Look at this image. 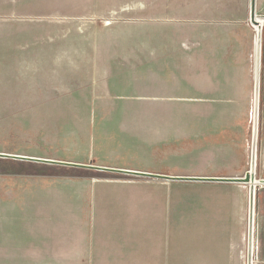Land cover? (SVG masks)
Here are the masks:
<instances>
[{
    "label": "crops",
    "instance_id": "0c3cea01",
    "mask_svg": "<svg viewBox=\"0 0 264 264\" xmlns=\"http://www.w3.org/2000/svg\"><path fill=\"white\" fill-rule=\"evenodd\" d=\"M250 2L140 0L142 31L183 32L174 44L173 57L157 53V46L150 54L147 34L139 56L80 58L66 71L52 70L48 60L30 83L35 92L43 96L65 90L75 96L85 94L87 101L57 102L46 97L29 109V120L37 127L58 128L59 135L91 133L93 150L108 151L111 148L104 146L100 137L121 135L128 127L135 136V127L140 134L134 141H143V130L148 133L150 122L155 121L153 112L163 110L164 100H171L173 142L180 143L182 136H187L189 158L205 167L194 176L237 178L250 172V118L256 104L258 144L252 174L264 179V0H254L253 9ZM124 20L127 26L131 25L127 21L134 19ZM259 21L262 28L257 40L254 25ZM104 73L111 77L123 74L124 86L114 94L123 96L124 101H94V80ZM182 104L188 110L183 132ZM108 111L123 114L125 120L108 122ZM27 156L93 167L47 168L22 190L14 187L10 194L0 185L3 262L5 256L47 253L33 249L50 243L55 222L69 236L70 224H79L82 218H189L188 246L175 245L178 235L174 226L173 245L156 252L155 264H244L248 182L192 180L188 188H182V179H177L178 184L173 183L167 194L150 196L148 177L131 173L150 172L143 156L138 160L95 151L77 161L61 160L62 156L55 154ZM257 185V264H264V183ZM130 255H135V264L153 263L147 250Z\"/></svg>",
    "mask_w": 264,
    "mask_h": 264
},
{
    "label": "rangeland",
    "instance_id": "374dc122",
    "mask_svg": "<svg viewBox=\"0 0 264 264\" xmlns=\"http://www.w3.org/2000/svg\"><path fill=\"white\" fill-rule=\"evenodd\" d=\"M139 8L140 0H0V152L55 154L62 156L61 160L74 161L93 151L103 155L117 153L138 160L139 156H143L144 161H148V171L166 176L148 177L150 196L167 194L172 184L179 182L175 176H194V173L204 171L203 165L189 158L187 136H182L180 143L173 142L171 100H164L165 108L153 112V116L150 112L155 117L153 122L158 124L150 122L148 133L143 130V141H134L135 136L140 134L135 127V136L128 127L129 131L121 135L100 137L103 140L110 139L107 142L102 140L104 146L111 148L108 151L93 150L91 133L83 136L59 135L58 128L37 127L29 120V109L46 97H52L57 102L87 101L85 94L75 96L65 90L59 91L57 95L52 93L43 96L35 92V87L30 83L48 60L52 70L66 71L76 65L74 61L80 58L87 59L95 55L101 56V59H107L110 55L139 56L142 53V38H146L147 34L150 54L154 53V46H157V53L167 59L173 57L174 44L183 36V32L172 29L142 31ZM125 17L134 19L127 21L131 25L124 24ZM101 77L94 80V101L112 103L117 98L124 101L123 96L114 94L118 87L124 86L123 74L111 77L104 73ZM107 113L110 123H114L117 118L124 119L123 114L115 111ZM134 114L138 115L139 111ZM180 115L183 132L188 119L187 105L182 104ZM251 137L250 130V146ZM96 139L101 140L98 137ZM193 155V158H199L195 156L197 154ZM65 167L67 165L0 157V185L4 184L5 193L10 194L14 187L22 190L24 184L46 173L47 168ZM190 183L192 180L182 179L180 186L188 188ZM256 193L257 189L252 201L254 205ZM249 194L250 187L246 195V207L250 201ZM82 220L79 224L77 221L70 224L69 236L55 222L50 243L33 249L47 253L5 256V262L0 259V264H135V255H130V252H140L142 249L147 250L149 258H153V263L148 261L144 264H155L156 252L173 245L174 226L178 235L175 245L182 248L188 246L189 218Z\"/></svg>",
    "mask_w": 264,
    "mask_h": 264
},
{
    "label": "built area",
    "instance_id": "2783aa9c",
    "mask_svg": "<svg viewBox=\"0 0 264 264\" xmlns=\"http://www.w3.org/2000/svg\"><path fill=\"white\" fill-rule=\"evenodd\" d=\"M260 27V30L258 31ZM261 26L259 23L254 25V30L256 32L257 39H259V33L261 31ZM251 150H250V160L252 163V159L254 161V166L257 158V140H258V112L256 118V131H255V145L254 141V129H255V119L254 116L251 115ZM250 174H252V164L250 169ZM254 175V174H253ZM255 176V175H254ZM260 181V180H259ZM261 183L259 182V185ZM257 252H258V226L256 219V211L254 202L248 201L246 207V218H245V230H244V245H243V258L244 264H257Z\"/></svg>",
    "mask_w": 264,
    "mask_h": 264
},
{
    "label": "water",
    "instance_id": "95a60500",
    "mask_svg": "<svg viewBox=\"0 0 264 264\" xmlns=\"http://www.w3.org/2000/svg\"><path fill=\"white\" fill-rule=\"evenodd\" d=\"M250 6L251 9L254 8V0H250ZM251 17L254 18L253 11L251 12ZM0 157H8V158H13L17 160H27V161H32V162H43V163H53V164H61V165H74V166H85V167H93L90 165H84V164H74V163H69V162H64V161H59V160H54V159H49V158H39V157H33V156H27V155H22V154H10V153H4L0 152ZM122 171V170H119ZM123 172V171H122ZM126 172H131V171H126ZM131 173H136V174H142L147 177H153V178H164L166 176H163L162 174H156V173H150V172H131ZM174 178L177 179H183V180H227V181H239V182H250L251 180H254V175L249 173H246L243 177H237V178H212V177H199V176H176ZM260 183H264V179L259 181Z\"/></svg>",
    "mask_w": 264,
    "mask_h": 264
},
{
    "label": "bare ground",
    "instance_id": "6f19581e",
    "mask_svg": "<svg viewBox=\"0 0 264 264\" xmlns=\"http://www.w3.org/2000/svg\"><path fill=\"white\" fill-rule=\"evenodd\" d=\"M258 16V15H257ZM262 21V20H261ZM259 21V24H262V22ZM261 26V25H260ZM260 30V27L258 29V31ZM258 40V39H257ZM258 42V41H257ZM253 116L255 119V129H254V141L253 144L255 145V131H256V118H257V105L255 104V110L253 112ZM252 167L254 166V161L252 159ZM255 177V176H254ZM250 184V194H249V198H250V202L254 201L255 199V189H256V183L259 184V179L254 178V180H251L250 182H248Z\"/></svg>",
    "mask_w": 264,
    "mask_h": 264
}]
</instances>
